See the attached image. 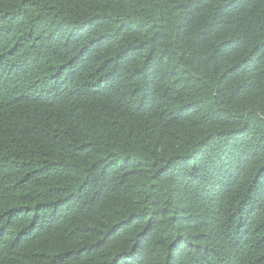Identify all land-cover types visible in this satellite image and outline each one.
<instances>
[{
    "label": "trees",
    "instance_id": "16d2710c",
    "mask_svg": "<svg viewBox=\"0 0 264 264\" xmlns=\"http://www.w3.org/2000/svg\"><path fill=\"white\" fill-rule=\"evenodd\" d=\"M0 264H264V0H0Z\"/></svg>",
    "mask_w": 264,
    "mask_h": 264
}]
</instances>
